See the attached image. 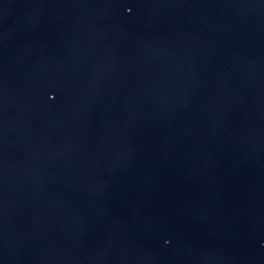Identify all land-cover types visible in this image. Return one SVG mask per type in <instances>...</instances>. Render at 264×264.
<instances>
[{
  "label": "water",
  "instance_id": "water-1",
  "mask_svg": "<svg viewBox=\"0 0 264 264\" xmlns=\"http://www.w3.org/2000/svg\"><path fill=\"white\" fill-rule=\"evenodd\" d=\"M0 264H264V0H0Z\"/></svg>",
  "mask_w": 264,
  "mask_h": 264
}]
</instances>
